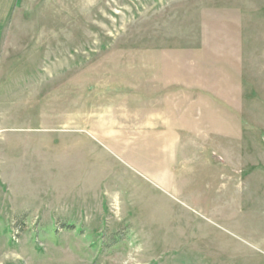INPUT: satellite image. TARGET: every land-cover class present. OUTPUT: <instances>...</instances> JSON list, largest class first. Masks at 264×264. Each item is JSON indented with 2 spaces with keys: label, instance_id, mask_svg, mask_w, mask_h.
I'll list each match as a JSON object with an SVG mask.
<instances>
[{
  "label": "rangeland",
  "instance_id": "obj_1",
  "mask_svg": "<svg viewBox=\"0 0 264 264\" xmlns=\"http://www.w3.org/2000/svg\"><path fill=\"white\" fill-rule=\"evenodd\" d=\"M0 264H264V0H0Z\"/></svg>",
  "mask_w": 264,
  "mask_h": 264
}]
</instances>
